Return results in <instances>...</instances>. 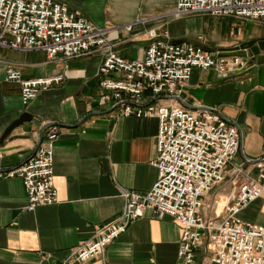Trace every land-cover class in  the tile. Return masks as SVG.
Masks as SVG:
<instances>
[{
	"label": "crops",
	"instance_id": "crops-1",
	"mask_svg": "<svg viewBox=\"0 0 264 264\" xmlns=\"http://www.w3.org/2000/svg\"><path fill=\"white\" fill-rule=\"evenodd\" d=\"M50 1L101 30L102 41L124 61L139 59L145 30L161 33L168 43L184 42L203 52L264 40V29L256 28L264 25L253 21L203 14L171 16L172 0ZM123 25L127 26L124 32ZM238 59L244 68L232 75L216 77L189 68L174 93L150 97L140 90L134 103L118 96L116 103L94 105L95 51L58 60L46 59L36 50L0 47V78L3 68L14 70L17 80L56 76L54 83L35 91L22 107L16 101L15 84L0 80V130L17 114L26 115L0 138V170L28 156L45 127L53 129L50 203L22 211L17 180L0 179V264H182L173 253L176 225L163 216L152 219L145 211L81 263L66 258V253L90 240L91 232L115 214L116 190L140 194L151 181L153 119L119 116L120 107H179L190 115L211 110L232 124L233 154L220 179L198 196L195 212L201 219L220 218L233 185L248 175L249 162L264 160V41L243 48ZM234 168L236 174L230 175ZM232 217L239 224L264 230V192ZM186 264H209L201 245L189 248Z\"/></svg>",
	"mask_w": 264,
	"mask_h": 264
},
{
	"label": "built area",
	"instance_id": "built-area-1",
	"mask_svg": "<svg viewBox=\"0 0 264 264\" xmlns=\"http://www.w3.org/2000/svg\"><path fill=\"white\" fill-rule=\"evenodd\" d=\"M169 14H203L253 21L264 25V0H172ZM127 26H121L124 32ZM102 31L92 28L76 13L65 11L50 0H0V47L9 50H36L46 59L58 60L95 51L92 72L97 90L94 105L118 102L122 96L134 103L140 90L148 96L174 93L189 68L207 70L216 77L232 75L244 68L233 56H216L184 42L168 43L161 33H142L138 60L124 61L113 55L101 39ZM1 81L14 83L16 101L23 106L35 91L56 81L50 78L17 80L14 70L3 68ZM119 116L146 117L154 122L149 165L152 178L140 194L116 190L119 207L99 224L91 239L70 248L66 258L81 263L96 255L118 234L124 224L141 211L152 218H167L177 227L174 256L188 261L190 247L201 245L209 264H264V230L239 224L232 215L243 204L264 192V160L248 164L249 173L233 185V191L218 219L195 215L197 198L221 177L223 166L236 146L232 124L211 110L190 115L179 107L144 105L120 107ZM53 129L45 127L30 153L15 166L0 170V179L13 177L21 191L19 207L52 201L49 185V143ZM230 169V175L236 174Z\"/></svg>",
	"mask_w": 264,
	"mask_h": 264
},
{
	"label": "water",
	"instance_id": "water-1",
	"mask_svg": "<svg viewBox=\"0 0 264 264\" xmlns=\"http://www.w3.org/2000/svg\"><path fill=\"white\" fill-rule=\"evenodd\" d=\"M261 41L264 40H257V41H243L240 43H237L233 46H229L228 48L224 49H214L212 52L216 56H236V57H241V50L243 48H246L248 45L253 44L254 46H257ZM23 117L25 118L26 115L23 113L17 114L11 121H9L1 130H0V138L5 134V132L11 128L16 126L19 122L24 121Z\"/></svg>",
	"mask_w": 264,
	"mask_h": 264
},
{
	"label": "rangeland",
	"instance_id": "rangeland-1",
	"mask_svg": "<svg viewBox=\"0 0 264 264\" xmlns=\"http://www.w3.org/2000/svg\"><path fill=\"white\" fill-rule=\"evenodd\" d=\"M247 27H250V25H247ZM256 28H259V29H261V30L264 29V27H256Z\"/></svg>",
	"mask_w": 264,
	"mask_h": 264
}]
</instances>
